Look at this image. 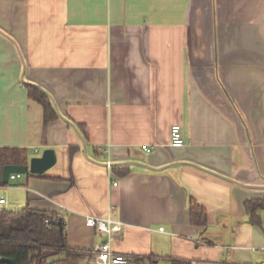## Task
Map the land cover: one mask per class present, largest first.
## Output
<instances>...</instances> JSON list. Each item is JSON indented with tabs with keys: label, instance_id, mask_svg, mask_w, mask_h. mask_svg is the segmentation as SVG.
Masks as SVG:
<instances>
[{
	"label": "crops",
	"instance_id": "0c3cea01",
	"mask_svg": "<svg viewBox=\"0 0 264 264\" xmlns=\"http://www.w3.org/2000/svg\"><path fill=\"white\" fill-rule=\"evenodd\" d=\"M0 147L28 166L55 149L0 196L57 213L73 264L108 240L132 264H264V208L260 226L245 207L264 199V0H0Z\"/></svg>",
	"mask_w": 264,
	"mask_h": 264
},
{
	"label": "trees",
	"instance_id": "16d2710c",
	"mask_svg": "<svg viewBox=\"0 0 264 264\" xmlns=\"http://www.w3.org/2000/svg\"><path fill=\"white\" fill-rule=\"evenodd\" d=\"M30 96L44 107L45 123L57 118L59 112L50 95L42 88L30 84ZM79 128L87 137L83 125ZM77 125V126H78ZM76 147H71L74 151ZM28 149L20 147H0V185L2 170L6 164H27ZM251 221L262 226L257 211L264 208V199H249L245 202ZM192 221L205 224L206 210L195 200L190 203ZM50 220V223L47 220ZM68 249L64 220L55 212L34 208L29 204L16 209H0V264H10L1 258H11L16 264H73L75 257L69 249L65 256H57ZM75 256V255H74ZM175 264H191L178 261Z\"/></svg>",
	"mask_w": 264,
	"mask_h": 264
},
{
	"label": "built area",
	"instance_id": "2783aa9c",
	"mask_svg": "<svg viewBox=\"0 0 264 264\" xmlns=\"http://www.w3.org/2000/svg\"><path fill=\"white\" fill-rule=\"evenodd\" d=\"M171 146L179 147L184 144V138L182 135V129L180 124H173L171 127ZM142 147L146 151H151V148L147 144H143ZM35 152H38V148H33ZM106 166L109 169H112L113 163L111 160H108ZM22 176V173H11L9 176V181L14 180ZM117 184V182H114ZM4 187V185H0V188ZM8 207L7 198L4 196H0V209H5ZM47 222L50 223L48 219ZM86 222L88 225L96 227L98 230L105 231L107 233H111L112 231L121 229L122 223L115 222L107 217H99L94 215H87ZM163 230V227H160ZM91 254L88 261L94 264H132L133 255L117 252L112 249L110 240L95 245L92 249L88 250Z\"/></svg>",
	"mask_w": 264,
	"mask_h": 264
},
{
	"label": "water",
	"instance_id": "95a60500",
	"mask_svg": "<svg viewBox=\"0 0 264 264\" xmlns=\"http://www.w3.org/2000/svg\"><path fill=\"white\" fill-rule=\"evenodd\" d=\"M57 160V154L55 149L46 148L42 155L34 156L31 158L29 166L26 164H6L3 167L2 181L3 183L9 182V176L11 173H26L28 171L32 173H44L50 167H52ZM2 261L9 262L10 264H16L11 258H1Z\"/></svg>",
	"mask_w": 264,
	"mask_h": 264
}]
</instances>
